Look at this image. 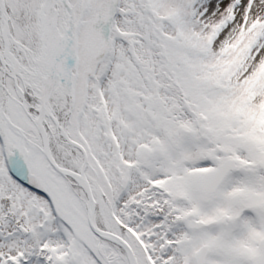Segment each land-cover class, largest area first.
Segmentation results:
<instances>
[{"label": "snow or ice", "instance_id": "snow-or-ice-1", "mask_svg": "<svg viewBox=\"0 0 264 264\" xmlns=\"http://www.w3.org/2000/svg\"><path fill=\"white\" fill-rule=\"evenodd\" d=\"M0 264H264V0H0Z\"/></svg>", "mask_w": 264, "mask_h": 264}]
</instances>
